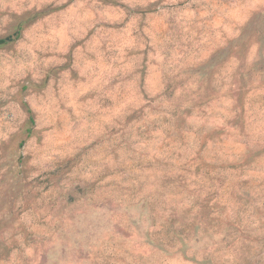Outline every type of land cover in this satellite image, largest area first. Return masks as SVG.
Here are the masks:
<instances>
[{
  "label": "rangeland",
  "instance_id": "1",
  "mask_svg": "<svg viewBox=\"0 0 264 264\" xmlns=\"http://www.w3.org/2000/svg\"><path fill=\"white\" fill-rule=\"evenodd\" d=\"M0 264H264V0H0Z\"/></svg>",
  "mask_w": 264,
  "mask_h": 264
}]
</instances>
